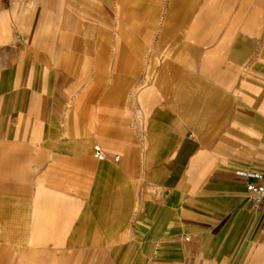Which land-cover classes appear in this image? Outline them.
<instances>
[{
  "label": "crops",
  "instance_id": "crops-1",
  "mask_svg": "<svg viewBox=\"0 0 264 264\" xmlns=\"http://www.w3.org/2000/svg\"><path fill=\"white\" fill-rule=\"evenodd\" d=\"M91 2L114 0H0V244L35 264H264V202L239 174L264 162V0H247L259 22L228 42L221 75L160 69L142 123L116 88L86 86ZM135 4L144 30L183 14Z\"/></svg>",
  "mask_w": 264,
  "mask_h": 264
},
{
  "label": "rangeland",
  "instance_id": "rangeland-1",
  "mask_svg": "<svg viewBox=\"0 0 264 264\" xmlns=\"http://www.w3.org/2000/svg\"><path fill=\"white\" fill-rule=\"evenodd\" d=\"M117 2L115 3L114 0L108 7L91 2L89 13L84 15L87 29L82 32L86 35L84 49L87 57L86 61L81 63L80 69L86 71L88 88H116L118 93L112 97L117 98L120 108L130 107L133 103L140 105L141 109L134 112L139 123H142L143 116L147 112L141 92L144 86H150L148 90L151 94L158 90L161 68L166 64L170 66L178 62L186 72L198 73L202 79L212 76L213 72L215 75H221L224 60L234 49L228 46V42L254 33L249 30L245 32L239 30L245 21L248 26L259 22L258 16L246 14L247 0H150L152 5L156 6L182 7L183 14L179 16L157 14L154 16L156 21L150 25V28L144 30L139 25L144 15L142 9L136 7L137 0H117ZM207 7L214 10L215 14L206 13ZM193 10L196 11L195 14H185L186 11ZM224 10L227 12L222 14ZM240 10L245 11V14L240 13ZM133 11L137 12L133 14ZM65 17L66 22L72 23L78 16L70 13ZM176 17L179 18L177 23H175ZM192 28L195 31H192ZM190 31L193 35H187ZM257 33V38L264 37V31ZM175 34H182L184 40L182 46L175 43ZM99 39L102 40L101 46ZM95 42L97 46H93ZM96 52L99 54V61L102 55L101 62L93 61ZM76 65L78 71V64ZM100 69L106 71V76L90 77L93 72ZM132 70L136 74L135 78H127V73ZM80 81L83 80L79 78L72 80L76 87L79 86ZM132 98L135 99L134 102ZM120 113L125 112L120 110ZM36 258V255L27 251L22 252L21 249L15 250L13 247L0 244V264H35ZM39 258L45 262V256ZM88 259V262H96L94 256ZM43 261L40 264H45ZM98 261L103 263L102 259Z\"/></svg>",
  "mask_w": 264,
  "mask_h": 264
},
{
  "label": "built area",
  "instance_id": "built-area-1",
  "mask_svg": "<svg viewBox=\"0 0 264 264\" xmlns=\"http://www.w3.org/2000/svg\"><path fill=\"white\" fill-rule=\"evenodd\" d=\"M95 156L98 159L102 158V154L99 151L95 152ZM239 174L249 178L246 183V190L254 204L257 205L264 202V162L256 170L239 172Z\"/></svg>",
  "mask_w": 264,
  "mask_h": 264
}]
</instances>
